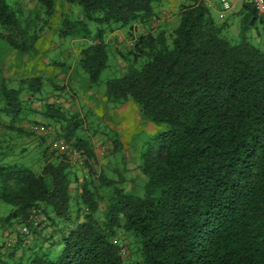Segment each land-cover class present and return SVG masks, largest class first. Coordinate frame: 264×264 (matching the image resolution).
I'll use <instances>...</instances> for the list:
<instances>
[{
    "label": "trees",
    "instance_id": "obj_1",
    "mask_svg": "<svg viewBox=\"0 0 264 264\" xmlns=\"http://www.w3.org/2000/svg\"><path fill=\"white\" fill-rule=\"evenodd\" d=\"M56 1L36 0L38 9L20 14L0 0V39L19 54L29 52ZM63 1L97 26L91 34L85 23L63 21L62 34L88 41L77 64L89 86L106 68L105 34L128 27L131 37L132 25L147 26L160 4ZM187 2L178 5V22L169 34L147 30L132 38L124 72L103 84L106 105L131 101L140 119L163 126L139 155L142 195L124 192L96 171V189L85 179L72 197L70 164L60 155L56 162L44 161L38 173L22 165L0 166V201L11 207L0 218L3 230L15 224L31 236L40 227L39 219L32 225L34 217L64 221L54 258L39 246L26 248L17 233L11 244L0 246V264H128L114 241L120 234L132 245L129 251L124 244L130 264H264V50L244 37L258 16L250 4H241L240 40L231 44L222 36L225 23L214 21L204 0ZM6 81L0 74V102L4 116L8 110L15 117L21 101ZM22 82L25 94L43 90L40 77ZM41 116L52 121L53 137L77 150L87 166L93 152L77 136L75 117L66 118L56 104H44ZM103 137L112 152L120 150L115 133Z\"/></svg>",
    "mask_w": 264,
    "mask_h": 264
},
{
    "label": "rangeland",
    "instance_id": "obj_2",
    "mask_svg": "<svg viewBox=\"0 0 264 264\" xmlns=\"http://www.w3.org/2000/svg\"><path fill=\"white\" fill-rule=\"evenodd\" d=\"M210 3L213 6V10H210V14L212 15L214 21L219 24V23H225V28L222 31V36L231 44L236 43L237 41L240 40V35H239V27L241 25V18L238 17L237 15L231 14V11H228L224 14L226 16V20L224 19H218L217 18V12L219 11V0H209ZM6 4L15 11L16 13H26L27 11H31L32 9H38L39 6L36 3V0H5ZM157 2V0H156ZM160 2V0H159ZM178 3L180 4H186L188 3L187 0H177ZM229 2H231L229 0ZM155 2L153 3V5ZM240 7V2L238 0L234 1V7L233 10L238 9ZM218 9V10H217ZM21 10V11H20ZM37 11V10H35ZM34 16V14L32 15ZM66 20L69 23L75 24L74 26L79 27L80 24L85 23L87 28L90 30V33L93 34L96 25L92 22H87L82 19V12L79 7H77L74 4H69L64 2L63 0H57L55 2V9L53 12V15L47 19L46 25L42 28V31L34 43V46L32 49L27 52L26 54H19L18 52L12 50L5 42L4 40L0 39V74L2 77L7 78L6 85L8 89H12L17 91V101H21L20 104V110L17 113L18 115L14 117L12 112H9L8 110L6 111L8 113V119L12 120L15 122L19 117L25 116L28 114V109L25 108V102H26V85L24 82L25 79L28 78H34V77H44L46 74L49 75V68L54 71L53 75L56 76V73L62 72L64 69L67 67H71L75 61V57H77V52L78 49H80L79 45L84 44L85 42H88L86 39L81 38L80 36L75 37V34H62L64 30L63 26V21ZM178 18L177 15L174 19V24L177 25ZM175 25V26H176ZM40 26V24H37V27ZM174 26V27H175ZM173 26L167 25V26H162L161 30L165 32V34H169V32L174 28ZM118 32L114 33V36L111 37L110 33H106L104 36V41H107L109 37L113 41H115V37H118L121 35L123 39L121 43L118 44H111L107 45V62H106V68L100 73L99 75V80L98 83L94 86H89L88 89H92V93L96 95V113L98 111L105 112V110L109 108H117L116 107H110L106 106L102 102L103 98V84L105 81L118 77L120 74L119 69L120 66L119 64L125 65L127 64L126 59L123 57H126L125 54L127 53L128 49L130 48L129 44L132 42L131 39L133 37H128L127 32H128V27H118L115 31L113 32ZM112 32V33H113ZM117 35V36H116ZM245 40L254 48L264 50V17H258L254 20V24L250 26V28L245 32L244 34ZM81 43V44H80ZM82 48V47H81ZM115 55V56H114ZM83 73V72H82ZM84 78H85V83L87 82L86 75L83 73ZM53 82L52 81H46L43 80L41 83V88H43L46 92L48 93L52 88ZM88 85V82H87ZM84 85H80V83L77 84L76 87L81 88L84 90L86 87ZM54 94V91H51L52 95ZM48 95V94H47ZM45 96V94H44ZM56 95H53L51 97H45L49 101H53V99L57 98ZM49 98V99H48ZM67 99V98H66ZM5 105H3L2 102H0V118L5 117L3 113L4 112ZM61 109V108H60ZM101 109V110H100ZM11 111V109H10ZM108 111V110H107ZM63 113V111H62ZM77 115V114H75ZM87 116L85 115V120H86V127L85 130L83 131V123L82 119H80L79 116H74L75 120L78 123L79 129L82 131H79L80 137L84 136L85 132L91 133L94 132L93 130H96V149L99 151L100 147H104V144H106L107 139L103 137V134H107L108 132L111 133L110 130L111 124L113 125L112 121V116L106 117V121H99L100 116L98 114L96 115V119L92 117V121L95 122L92 123V121L89 123V120H87ZM7 118V117H6ZM43 118V117H42ZM82 118V116H81ZM91 119V116L88 117ZM49 119H46L48 121ZM129 122L131 123L129 125L128 130L125 131L126 136L132 140L131 146L135 149L139 145L138 142H144L150 137V135H146L145 132H141V127L140 126H135L133 121L129 119ZM160 129L159 131H162L163 126L159 125ZM51 134L50 136L53 135L52 129H49ZM157 133V132H156ZM155 133V134H156ZM132 134H136L135 139L132 138ZM116 138L118 139L117 135ZM135 140V141H134ZM14 144V142H13ZM2 149L7 148L10 149L12 148L8 144H2L1 145ZM143 146V145H142ZM34 149V148H33ZM122 149V148H121ZM36 150H31L28 152L26 155L23 156H16L14 154H6L4 157H0V163L3 160H7V158H15V163L16 165H21L27 167L28 165L26 163H23L22 161L30 159H35V154ZM134 155H136V151L133 152ZM106 155H109V150L108 149H103L102 154L96 155V167L98 166V169L102 168V171L106 172V164L105 163V157ZM117 156V154H115ZM121 150L118 151V159H116L115 166L117 170H122L125 164V161L122 160L120 157ZM6 158V159H5ZM132 159V158H131ZM33 162V161H32ZM104 167V168H103ZM143 184L141 182H135L132 191V194L134 196H141L143 193ZM104 202L99 203V212H102L104 208ZM11 209L10 206L2 203L0 201V218L4 217L7 215L9 210ZM53 221V224L50 228L52 233L50 236H47L45 233H43L42 236H44L45 240L43 243L39 246V251L42 253H45L47 257L49 258H54L58 251L60 250V245L58 244V237H59V228L64 225V221L58 220L55 218H51ZM6 230H3V227L0 225V246L4 244V242L7 240L3 233ZM47 237H46V236ZM120 238L123 236L120 234ZM123 238V244H125V247L131 251L132 245L130 244L128 238ZM121 238V239H122ZM126 239V241L124 240ZM8 243V240H7ZM11 244V243H10ZM26 243L25 245H27ZM124 261L128 262V264L131 263L132 260V254L128 256L126 255L124 258Z\"/></svg>",
    "mask_w": 264,
    "mask_h": 264
},
{
    "label": "crops",
    "instance_id": "obj_3",
    "mask_svg": "<svg viewBox=\"0 0 264 264\" xmlns=\"http://www.w3.org/2000/svg\"><path fill=\"white\" fill-rule=\"evenodd\" d=\"M206 5L210 10H213V6L210 3L209 0H204ZM229 1V0H228ZM232 5V11L231 14L237 15L241 18L242 13L240 11V7L238 9L233 10L234 7V1L230 0ZM180 3L177 2V0H160V4L156 7V10L158 11L156 17L151 19L147 26H142L141 24H133L131 29V37H135L137 34H142L147 32V30L152 31H158L161 30L162 26H167L170 24V26H175L174 19L178 12V5ZM218 10V9H217ZM226 20V16L223 18ZM113 32L110 33L111 37L114 36ZM117 36V35H116ZM111 37L108 38L105 43L108 45L118 44L123 41V37L118 36L115 37V41L111 39ZM129 37V35H128ZM130 38V37H129ZM87 42L84 44L79 45L80 49L82 46H84ZM264 43V41H263ZM78 49V52L80 51ZM261 50V49H260ZM78 52L77 57H75V61L71 67H67L62 72L56 73V76L53 75L54 71L49 68V75L46 74L44 77H40L41 80L46 81H52L53 85L57 87H61L62 90L53 89L51 91H54V94H51V91L48 93H45L46 91L43 89L40 94L32 96L30 94H26V102L25 105L28 109V114L25 116L19 117L15 122L8 120V117L6 118H0V157H4L6 154H14L16 156H23L26 155L31 150H36L35 159H30L22 161L23 163H26L28 166L27 168L32 171L33 173H38L42 167V163L44 161L47 162H56L58 161V158L56 155H58L56 152L52 151L49 147L52 139H55L52 136H43L38 133L31 132L30 127L33 125H42L46 127L48 130L52 129V121L48 120L46 121L45 118H42L41 112L43 110L44 104H56L61 109L60 111H63V115L68 118L69 116H79L80 119H82L83 123V131L86 127V120L85 115L91 116V119H89L87 116V120H89V123L92 121V117L96 119V115L100 116L99 121L103 122L106 121V117L112 116L113 125L111 124L112 130L111 132L115 133L118 137V141L120 144V150L121 154L120 157L122 160L125 161L124 167L122 170H117L115 166L116 159H118V152L114 153L112 152V146L110 144V141L107 139L106 144H104V147H100L99 151L96 149V130H93L94 132L88 133L85 132L83 137H80L79 131H77V136H79L82 139H85L88 144L92 148L93 157L90 160H87V166H84V160L81 165H75V166H69L70 172L72 173V178L69 185V191L70 195L72 197L77 196L80 193V185L82 184L83 180L91 179L92 187L96 189V171L97 173H101L105 178L116 181L117 185L120 186L124 192H131L132 188L135 184V182H143L145 181L144 177L139 173L137 170V165L139 164V155L140 152L143 149L144 145L142 142H138V146L133 148L131 146L132 140H130L126 134L125 131L130 129L129 125L131 124L129 122V119L133 121L135 126L141 127V132H145L146 135H154L156 132L158 133V130L160 129V126L155 125L149 121L142 120L138 117L136 107L131 101H126L122 105L118 106L117 108H109L108 111L104 109L105 112L98 111L96 113V95L92 93V89H88L89 85H87V82L85 83V78L83 75V71L79 68L77 64L78 60ZM115 56V55H114ZM120 73H123L124 68L127 66V64L122 65L119 64ZM80 83V85H84L86 88L82 90L81 88L76 87L77 84ZM83 86V87H84ZM45 94V96H44ZM48 94V95H47ZM56 95L57 98L53 99V101H49L46 98L49 96ZM55 96V97H56ZM46 97V98H45ZM67 98V99H66ZM49 99V98H48ZM103 104L106 105L105 98H102ZM108 106V105H106ZM77 114V115H75ZM93 115V116H92ZM82 116V118H81ZM96 122V121H95ZM95 122L92 121V123L95 124ZM131 126V125H130ZM136 134H132V138L135 139ZM135 141V140H134ZM14 142V144H13ZM12 148L2 149V144H8ZM145 143V142H144ZM34 148V149H33ZM109 150V155H106L105 157V163L106 164V172L102 171L101 169H96V155L102 154L103 149ZM136 151V155H134L133 152ZM50 152H54V154H51ZM117 154V156L115 155ZM132 158V159H131ZM6 159V158H5ZM15 163V158H7V160H3L0 163V166H7V165H13ZM20 165V164H19ZM22 165V164H21ZM104 168V167H103ZM103 194V193H102ZM77 199V197H76ZM70 203H75L73 206L80 207L76 204V202L73 200ZM78 203V202H77ZM102 203V202H101ZM73 210V209H72ZM71 217L72 219L75 217V212L71 211ZM39 226L36 228V232H34L28 239L27 242H24V244L28 243L26 245V248H32L35 249L37 246H40L43 243V233H45L47 236H50L52 233V229L50 230L52 224L51 222H48V220H45L43 216H38ZM19 231V227L15 224H13L12 227L9 229H6L4 231L3 235L8 240L4 242L6 243V246L11 243L17 233ZM45 235V236H46ZM46 236V237H47ZM121 236V235H119ZM117 236V237H119ZM117 237L115 239H117ZM114 239V241H115ZM2 249H0V252Z\"/></svg>",
    "mask_w": 264,
    "mask_h": 264
},
{
    "label": "built area",
    "instance_id": "obj_4",
    "mask_svg": "<svg viewBox=\"0 0 264 264\" xmlns=\"http://www.w3.org/2000/svg\"><path fill=\"white\" fill-rule=\"evenodd\" d=\"M241 4L248 3L254 9L255 14L258 17H264V0H238ZM232 9V5L228 0H219V11L217 12V18L223 19L224 14ZM131 45V43H130ZM31 132L38 133L43 136H50L51 132L42 125H33L30 127ZM50 149L56 152L60 157H64L66 161L72 165H81L83 162V156L75 149L71 148L68 143H66L63 139H52L50 145ZM38 217H34L32 219V225L35 226ZM19 235L24 237L27 242L30 234L26 227L19 228ZM115 242L119 248V256L124 258L127 254L126 248L124 247L123 241L120 237L115 239ZM10 244V243H9Z\"/></svg>",
    "mask_w": 264,
    "mask_h": 264
}]
</instances>
